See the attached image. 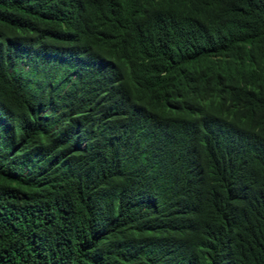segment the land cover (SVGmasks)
Segmentation results:
<instances>
[{"label": "trees", "instance_id": "16d2710c", "mask_svg": "<svg viewBox=\"0 0 264 264\" xmlns=\"http://www.w3.org/2000/svg\"><path fill=\"white\" fill-rule=\"evenodd\" d=\"M0 264H264V0H0Z\"/></svg>", "mask_w": 264, "mask_h": 264}]
</instances>
